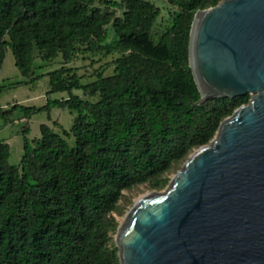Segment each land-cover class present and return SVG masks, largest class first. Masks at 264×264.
Segmentation results:
<instances>
[{"label":"trees","instance_id":"1","mask_svg":"<svg viewBox=\"0 0 264 264\" xmlns=\"http://www.w3.org/2000/svg\"><path fill=\"white\" fill-rule=\"evenodd\" d=\"M219 1L166 0L170 21L156 33L160 9L148 0L101 2L121 16L97 0H0V70L10 50L29 79L10 86L36 81L37 51L45 61L64 58L45 75L49 93L68 94L41 107L0 106L4 124L26 122L18 165L0 140V264H121L112 239L122 191L164 186L165 174L248 102L245 95L194 105L200 92L189 66L191 24ZM80 51L118 54L113 73L83 84L67 66ZM54 107L76 113L71 129L60 134L41 124L40 137L29 139L27 119Z\"/></svg>","mask_w":264,"mask_h":264},{"label":"water","instance_id":"2","mask_svg":"<svg viewBox=\"0 0 264 264\" xmlns=\"http://www.w3.org/2000/svg\"><path fill=\"white\" fill-rule=\"evenodd\" d=\"M188 58L208 99L249 95L161 192L119 224L121 264H264V0H221L193 18Z\"/></svg>","mask_w":264,"mask_h":264},{"label":"rangeland","instance_id":"3","mask_svg":"<svg viewBox=\"0 0 264 264\" xmlns=\"http://www.w3.org/2000/svg\"><path fill=\"white\" fill-rule=\"evenodd\" d=\"M102 1L103 0H97L96 3V5L102 10L114 12L116 16L122 15L121 10H114L111 7L102 5ZM116 1L120 2V0ZM148 1L160 9V16L155 23V31L158 33L159 31H162L166 25H168L172 8L168 5L166 0ZM117 57L118 54L116 53L104 55L103 53L93 54L90 52L80 51L76 56L73 57L72 61L67 63V66L76 68L77 75L82 76L81 82L85 84L94 81L98 73H102L104 76L111 75L113 73L112 62ZM64 62V58L60 55L52 62L45 61L40 58V55L37 51H34L33 72L37 77L36 81L20 86H10L15 82L26 81L29 79L22 76L19 69L15 66L13 54L10 50H8L0 70V86H5V88L0 92V106L7 109L14 103H19L28 107H41L45 105L48 100L65 98L67 93H49V78L45 75L47 72L59 68L62 64H64ZM74 93L82 97V91L76 90ZM92 99L95 100L96 97H93ZM75 116V112L57 107L52 108L49 112V115L47 112L36 113L27 119L29 128L28 137L31 140L39 138V127L41 124H46L51 127L54 126L53 130L56 133L61 134L63 129L69 131L73 125ZM53 120H57L59 125L56 124L57 121L52 123ZM25 123V120L20 121L19 119H17V122L7 124H4L2 121H0V140H6L9 145V162L12 165H18L24 153L22 128ZM65 139L70 146L74 145V138L72 135L65 137ZM187 158L178 165L173 166V168L165 174V177L168 178V182L164 186L152 188L150 187L149 183H144L136 185L129 190H123L121 198L117 204V210L113 212V216L116 218L118 224L122 222L125 214L133 206L138 198L151 192H161L165 190L173 175L178 170H180ZM116 233L117 231L114 233L112 239V242L115 244V246Z\"/></svg>","mask_w":264,"mask_h":264},{"label":"crops","instance_id":"4","mask_svg":"<svg viewBox=\"0 0 264 264\" xmlns=\"http://www.w3.org/2000/svg\"><path fill=\"white\" fill-rule=\"evenodd\" d=\"M68 67H69V66H68ZM67 96H68V94H67ZM67 96H66L65 98H67ZM19 120L21 121V120H25V119H19ZM55 121H57V120H53L52 123L55 122ZM14 122H17V120H15ZM57 124L59 125L58 121H57ZM50 127H51V126H50ZM53 127H54V126H52L51 128L53 129ZM4 141L6 142V140H4ZM6 143H7V142H6ZM7 144H8V143H7ZM8 146H9V145H8Z\"/></svg>","mask_w":264,"mask_h":264}]
</instances>
